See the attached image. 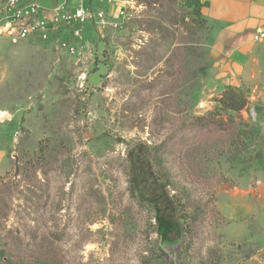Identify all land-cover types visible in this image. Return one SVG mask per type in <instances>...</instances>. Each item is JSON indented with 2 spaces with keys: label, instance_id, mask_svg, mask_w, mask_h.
I'll use <instances>...</instances> for the list:
<instances>
[{
  "label": "rangeland",
  "instance_id": "374dc122",
  "mask_svg": "<svg viewBox=\"0 0 264 264\" xmlns=\"http://www.w3.org/2000/svg\"><path fill=\"white\" fill-rule=\"evenodd\" d=\"M206 3L92 0L76 41L0 0V264H264V82Z\"/></svg>",
  "mask_w": 264,
  "mask_h": 264
},
{
  "label": "crops",
  "instance_id": "0c3cea01",
  "mask_svg": "<svg viewBox=\"0 0 264 264\" xmlns=\"http://www.w3.org/2000/svg\"><path fill=\"white\" fill-rule=\"evenodd\" d=\"M61 2L40 1L48 10ZM202 14L214 25L212 45L229 59L232 70L241 72L245 81L264 82V39L255 41L259 32L264 33V0H207ZM45 16L50 18V11ZM4 111L12 116L11 110Z\"/></svg>",
  "mask_w": 264,
  "mask_h": 264
},
{
  "label": "built area",
  "instance_id": "2783aa9c",
  "mask_svg": "<svg viewBox=\"0 0 264 264\" xmlns=\"http://www.w3.org/2000/svg\"><path fill=\"white\" fill-rule=\"evenodd\" d=\"M92 10V0H63L50 10L44 8L39 0H6L5 20L10 34L18 39L34 36L48 39L53 31L57 36L60 33L69 34L78 41L82 39L87 25L105 23V14ZM49 11L50 18L45 16ZM263 39L262 32L255 36V41Z\"/></svg>",
  "mask_w": 264,
  "mask_h": 264
},
{
  "label": "bare ground",
  "instance_id": "6f19581e",
  "mask_svg": "<svg viewBox=\"0 0 264 264\" xmlns=\"http://www.w3.org/2000/svg\"><path fill=\"white\" fill-rule=\"evenodd\" d=\"M3 116H5V114L4 113H0V118H2Z\"/></svg>",
  "mask_w": 264,
  "mask_h": 264
}]
</instances>
